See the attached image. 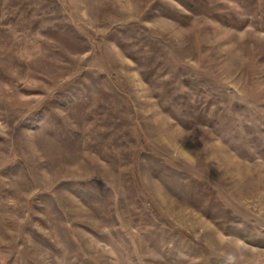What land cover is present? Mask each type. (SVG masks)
<instances>
[{
	"label": "rangeland",
	"instance_id": "1",
	"mask_svg": "<svg viewBox=\"0 0 264 264\" xmlns=\"http://www.w3.org/2000/svg\"><path fill=\"white\" fill-rule=\"evenodd\" d=\"M0 264H264V0H0Z\"/></svg>",
	"mask_w": 264,
	"mask_h": 264
}]
</instances>
